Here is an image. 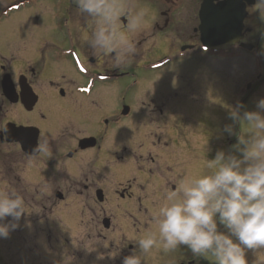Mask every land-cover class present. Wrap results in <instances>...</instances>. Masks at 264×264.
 Listing matches in <instances>:
<instances>
[{
    "label": "flooded vegetation",
    "instance_id": "af4514ba",
    "mask_svg": "<svg viewBox=\"0 0 264 264\" xmlns=\"http://www.w3.org/2000/svg\"><path fill=\"white\" fill-rule=\"evenodd\" d=\"M128 2L150 18L118 69L92 54L73 0H0V192L18 193L26 211L7 237L9 264H122L158 232L167 193L204 176L220 151L201 152L209 142L191 135L210 99L234 107L264 90L257 0ZM23 10L30 25L16 18ZM248 70L254 79L240 82ZM225 140L231 152L237 137ZM177 249L158 246L143 264H213ZM246 256L264 264V248Z\"/></svg>",
    "mask_w": 264,
    "mask_h": 264
},
{
    "label": "clouds",
    "instance_id": "9594fccd",
    "mask_svg": "<svg viewBox=\"0 0 264 264\" xmlns=\"http://www.w3.org/2000/svg\"><path fill=\"white\" fill-rule=\"evenodd\" d=\"M73 3L86 21L92 54L110 59L115 68L127 67L136 53L133 37L149 22V10L128 0ZM256 3L264 18V0ZM122 16L127 17L126 25L121 24ZM242 108H230L232 123L223 127L237 137L232 151H217L208 159L214 171L167 193V203L159 209L158 232L139 238L122 264H143L142 257L161 245L166 251L186 246L193 256L211 255L215 264H249L247 252L264 248V98L254 111ZM241 121L251 126L247 136L236 130ZM25 214L18 193L0 192V238L16 230Z\"/></svg>",
    "mask_w": 264,
    "mask_h": 264
},
{
    "label": "rangeland",
    "instance_id": "374dc122",
    "mask_svg": "<svg viewBox=\"0 0 264 264\" xmlns=\"http://www.w3.org/2000/svg\"><path fill=\"white\" fill-rule=\"evenodd\" d=\"M47 4H50V3L48 2L45 5H47ZM60 8H61V6L59 5V9ZM36 10H40L42 12L41 13V15H42L41 23L44 26H46V23L48 22L47 14H45L42 9H38L37 8ZM19 14L20 15L18 17H16V18H20V20L18 19L19 23L25 24V26H26L27 23H29V25L31 24L32 17H31V15H30L28 10H23ZM217 64L220 65V66L221 65H226L225 63H217ZM249 73L250 72L248 70V72L245 74V77L243 79H241L240 82L248 81L251 78L254 79V77L251 74L249 75ZM261 80H259V81H261ZM262 85H264V84L261 81L260 86H262ZM133 91H136V89H134ZM209 91L212 92L213 90H209ZM209 91L207 92V94H209ZM252 95L253 96L251 97V99L243 104L242 111L243 110H249V111L256 110L257 101L259 99H261V98H264V90L261 87H258L256 89V91L252 93ZM204 101H206V99H204ZM230 108H232V107L229 106L228 102L216 100L215 98L214 99H210V101L206 105L205 111L202 112L201 115H200V117L203 118V123L206 124L205 128H203L202 126H198V124H196V123L191 127V135H192V137L204 139L205 141L209 142L207 144L206 148L204 149V151L201 150V152H205V153L206 152H211V151H214L215 149L216 150H224L225 152H228V150L225 148V142H226L225 138L228 137V139H229V138H232L234 135L230 136L226 132H223V127L226 124H231V120L229 119V110H230ZM179 113H182V112H177V113H174L173 115H177V114L180 115ZM167 115H169V113ZM181 116H182V118L180 117L179 122L173 120L174 123H183V121L185 123V119H187L188 116L186 115V113H182ZM190 117H194V116H190ZM168 118H166V121L168 120ZM189 120L190 119H188L187 121H189ZM210 123H216V124L215 125H210ZM240 125H241V136H247L249 134V132H250V127L251 126L248 125L244 121H241ZM194 144H195V139L192 138L191 139V146H194ZM209 146H211L210 150H208ZM205 171H207L205 173V175H208V174L211 173V171H213V169H206ZM19 226H22V222L21 221H19ZM17 230H14V231H17ZM19 231H17V232H19ZM0 240H1L0 241V264H9L6 261V259L9 258V260H12L11 258L14 259V258H16V256H11V254L14 253L13 250L10 253H8V251L10 249H12L11 246H10V241L7 238H0ZM178 252H179V250L177 248L172 250L173 254H176ZM8 254H10V255H8ZM20 256L17 257L18 261H17L16 264H22L20 262L21 261ZM86 257H84V258H86ZM99 257H101V256H99ZM22 260H23V264H24V256L23 255H22ZM15 262H14V264H15ZM81 262H76V263H72V264H77V263H81ZM28 263L35 264L31 260H29ZM64 264H67V263L64 262ZM213 264H215V260L213 261Z\"/></svg>",
    "mask_w": 264,
    "mask_h": 264
}]
</instances>
